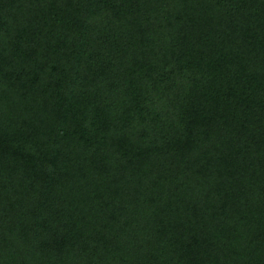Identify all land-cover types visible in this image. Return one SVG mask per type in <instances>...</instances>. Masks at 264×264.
Listing matches in <instances>:
<instances>
[{
  "label": "trees",
  "instance_id": "1",
  "mask_svg": "<svg viewBox=\"0 0 264 264\" xmlns=\"http://www.w3.org/2000/svg\"><path fill=\"white\" fill-rule=\"evenodd\" d=\"M0 264H264V0H0Z\"/></svg>",
  "mask_w": 264,
  "mask_h": 264
}]
</instances>
